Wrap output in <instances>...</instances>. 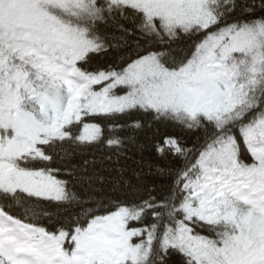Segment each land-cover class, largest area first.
<instances>
[{
  "label": "snow or ice",
  "instance_id": "6c2138e0",
  "mask_svg": "<svg viewBox=\"0 0 264 264\" xmlns=\"http://www.w3.org/2000/svg\"><path fill=\"white\" fill-rule=\"evenodd\" d=\"M0 264H264V0H0Z\"/></svg>",
  "mask_w": 264,
  "mask_h": 264
}]
</instances>
